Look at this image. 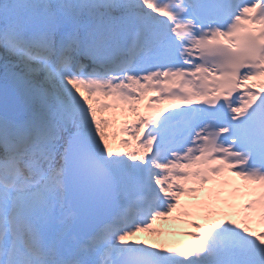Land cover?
<instances>
[{"label":"snow or ice","instance_id":"snow-or-ice-1","mask_svg":"<svg viewBox=\"0 0 264 264\" xmlns=\"http://www.w3.org/2000/svg\"><path fill=\"white\" fill-rule=\"evenodd\" d=\"M0 264H264V0H0Z\"/></svg>","mask_w":264,"mask_h":264},{"label":"rangeland","instance_id":"rangeland-1","mask_svg":"<svg viewBox=\"0 0 264 264\" xmlns=\"http://www.w3.org/2000/svg\"><path fill=\"white\" fill-rule=\"evenodd\" d=\"M127 119L131 121L134 119V116L132 114H129ZM120 123H123V120L118 122V125ZM119 139H126L131 140V134H124L121 133L120 136L117 138V141L114 142V148L121 153L135 150L137 147V142L132 140L130 147H125L124 145L119 143ZM243 183L242 181H238L237 184ZM199 195V194H198ZM224 197H227L228 193L227 191L223 192L221 194ZM195 199H200L199 196L193 198V197H181V202L185 201V204L193 203ZM196 220V222L201 224H207V222L201 218L200 216H191V217H185L182 218L181 221H173L171 218L169 219H162L155 222L154 227L157 229L164 230L165 235L163 236H150L147 233H141L139 234V238L141 239H147L152 242H168V243H177V244H195V240L189 236L183 235V232L187 231H197V229L191 228L188 223L185 221L187 220ZM252 228L256 231L261 230V226L257 223L252 224Z\"/></svg>","mask_w":264,"mask_h":264},{"label":"bare ground","instance_id":"bare-ground-1","mask_svg":"<svg viewBox=\"0 0 264 264\" xmlns=\"http://www.w3.org/2000/svg\"><path fill=\"white\" fill-rule=\"evenodd\" d=\"M146 99H147V98H146ZM141 110L144 111V109H141ZM145 114H147V113H145ZM232 179L235 180L236 178H235V177H232Z\"/></svg>","mask_w":264,"mask_h":264}]
</instances>
